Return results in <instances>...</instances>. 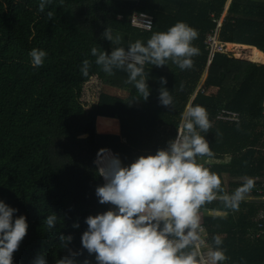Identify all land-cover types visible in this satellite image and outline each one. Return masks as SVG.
<instances>
[{
	"label": "trees",
	"instance_id": "obj_1",
	"mask_svg": "<svg viewBox=\"0 0 264 264\" xmlns=\"http://www.w3.org/2000/svg\"><path fill=\"white\" fill-rule=\"evenodd\" d=\"M228 1L52 0L40 11L39 0H0V200L16 208L14 217L24 215L28 224L13 264H34L38 258L55 264L68 249L80 252L78 261L97 264L95 254L81 246L85 218L110 209L95 195L104 183L94 163L97 152L108 149L124 165L155 154L176 137L180 113L188 104H199L208 113L211 127L201 135L213 156L205 164L220 175L224 191L233 192L245 176L254 178V192L246 194L238 209H224L219 199L202 206L209 243L213 235L221 236L225 264H264V232L256 237L264 200H246L258 196L255 188L264 184V62L217 51L210 59L205 44L218 30L219 46H251L264 56V1L231 0L219 27ZM135 12L154 17L151 31L131 25ZM177 21L197 30L192 43L199 54L185 70L170 61L159 67L146 64L147 100L127 82L126 72L104 73L90 54L93 46L108 53L116 47L102 38L107 26L120 33L119 46L127 47L129 41H146L152 32L165 31ZM33 47L48 53L39 68L30 65ZM84 59L90 61L88 77L79 70ZM92 77L129 88V95L122 99L102 94L87 110L82 96ZM161 77L167 80L163 86L171 92L173 106L159 102ZM225 80L239 85L226 88ZM223 109L237 112L239 122L218 120ZM101 116L118 119L120 135L97 131ZM52 213L58 220L49 230L45 219ZM60 234L73 237L67 249Z\"/></svg>",
	"mask_w": 264,
	"mask_h": 264
},
{
	"label": "clouds",
	"instance_id": "obj_2",
	"mask_svg": "<svg viewBox=\"0 0 264 264\" xmlns=\"http://www.w3.org/2000/svg\"><path fill=\"white\" fill-rule=\"evenodd\" d=\"M51 3L52 0H39L38 9L43 11L46 4ZM52 15L51 11L47 12L49 18ZM197 37L196 29L177 21L165 31L152 32L146 41L136 39L123 47L119 46L120 33H114L107 26L102 38L116 47L108 53L93 46L90 54L104 73L126 72L127 82L147 100L150 89L145 65L159 67L170 61L181 70L191 68L192 57L199 54L192 43ZM219 48L221 51L217 52H223L222 45ZM47 55L43 48L33 47L28 52L30 65L41 67ZM213 55L210 49V59ZM89 68L90 61L84 59L79 69L83 77L89 76ZM160 83V104L173 106V96L163 86L166 78L161 77ZM210 127L206 109L199 104H188L180 113L176 137L155 154L141 155L124 165L119 156L108 149L97 152L94 163L104 183L96 187L95 195L100 204L114 206L85 218L88 227L81 235V246L89 254H95L97 264H225L228 257L221 236L213 235L210 244L204 238L206 229L201 223V208L219 199L224 209H238L253 188L254 178L245 176L233 192L224 191L220 175L201 162L202 157L213 156L205 135H201ZM17 211L0 200V264H13V253L28 228L24 215L14 217ZM57 220L56 214L47 215L45 223L49 230ZM73 227L79 228V223ZM72 239L71 235H59L65 249ZM78 255L79 251L68 249V255L57 259L55 264H90L87 259L78 261ZM34 264H47V261L38 258Z\"/></svg>",
	"mask_w": 264,
	"mask_h": 264
},
{
	"label": "rangeland",
	"instance_id": "obj_3",
	"mask_svg": "<svg viewBox=\"0 0 264 264\" xmlns=\"http://www.w3.org/2000/svg\"><path fill=\"white\" fill-rule=\"evenodd\" d=\"M262 1H264V0H262ZM226 11H227V8H226ZM225 12L222 15L221 21L225 17ZM222 48H223V50H222L223 53L231 55L234 58H238V59H242V60L243 59L244 60H248L247 59V56H248V53H249L248 50H245L243 48L228 50L226 45H222ZM237 55H239L241 57H239ZM250 62H252V61H250ZM206 77H207V73L204 74V76L202 78L201 85H203ZM102 94H108V95H111V96H115V97H119V98H122V99H126L127 96L129 95V88H126V87L122 88V87H117V86L115 87L113 85L111 86L109 83H105L103 80H99L96 77H92L91 80L89 82H87L85 84V86H84V91H83V96H82V103L84 104V107L87 110L90 109L93 105H95L97 102H99L100 97H101ZM115 135H119V134H115ZM111 154H113V152H111ZM208 161H211V160H209L207 158L201 160V162H204V163H207ZM216 162H219V161H216ZM232 180L233 179H231V178H227V181H232ZM112 207L113 206L110 204V208H112Z\"/></svg>",
	"mask_w": 264,
	"mask_h": 264
},
{
	"label": "built area",
	"instance_id": "obj_4",
	"mask_svg": "<svg viewBox=\"0 0 264 264\" xmlns=\"http://www.w3.org/2000/svg\"><path fill=\"white\" fill-rule=\"evenodd\" d=\"M153 23H154V17L150 14L144 13V12H138L134 13L131 17V25H133L135 28H138L140 30L150 31L153 29ZM206 44L210 47L212 50V53H215L216 51H221V49L218 46V40L215 35H209L206 40ZM217 118L220 121L223 122H239L240 117L237 112H234L229 109H223L217 114ZM255 191L258 193V196L252 197L250 196L246 200L254 199V200H264V184L263 186L255 188ZM254 189L250 190V193H253ZM201 215V223L204 226L203 222V215ZM260 222L258 223L259 231L256 234V237H259L264 231V211L261 212L260 215ZM205 228V226H204ZM206 229V228H205ZM205 240L209 243L208 240V233L206 230V236L204 237ZM210 244V243H209Z\"/></svg>",
	"mask_w": 264,
	"mask_h": 264
},
{
	"label": "bare ground",
	"instance_id": "obj_5",
	"mask_svg": "<svg viewBox=\"0 0 264 264\" xmlns=\"http://www.w3.org/2000/svg\"><path fill=\"white\" fill-rule=\"evenodd\" d=\"M227 49H238L243 48L248 50L247 59L257 64H262L264 62V57L260 54V52L255 47L245 46L234 43H226ZM239 56V55H237ZM241 57V56H239ZM97 131L104 134H119L120 132V122L118 119L108 118V117H98L97 118ZM98 133V132H97Z\"/></svg>",
	"mask_w": 264,
	"mask_h": 264
},
{
	"label": "crops",
	"instance_id": "obj_6",
	"mask_svg": "<svg viewBox=\"0 0 264 264\" xmlns=\"http://www.w3.org/2000/svg\"><path fill=\"white\" fill-rule=\"evenodd\" d=\"M136 1V0H134ZM216 37H218V34H215ZM264 53V52H263ZM264 65V64H263ZM239 85V82L237 81H231V80H225L224 83H223V86L226 87V88H236L237 86ZM236 86V87H235ZM231 160V157L230 156H226L225 157V163H229Z\"/></svg>",
	"mask_w": 264,
	"mask_h": 264
},
{
	"label": "water",
	"instance_id": "obj_7",
	"mask_svg": "<svg viewBox=\"0 0 264 264\" xmlns=\"http://www.w3.org/2000/svg\"><path fill=\"white\" fill-rule=\"evenodd\" d=\"M119 135H120V133H119Z\"/></svg>",
	"mask_w": 264,
	"mask_h": 264
}]
</instances>
